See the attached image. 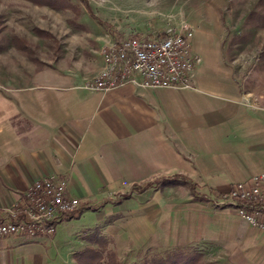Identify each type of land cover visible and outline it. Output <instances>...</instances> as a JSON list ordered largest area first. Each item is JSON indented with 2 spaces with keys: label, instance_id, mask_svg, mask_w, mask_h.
Masks as SVG:
<instances>
[{
  "label": "crops",
  "instance_id": "1",
  "mask_svg": "<svg viewBox=\"0 0 264 264\" xmlns=\"http://www.w3.org/2000/svg\"><path fill=\"white\" fill-rule=\"evenodd\" d=\"M21 39L26 45L0 51V223L13 220L10 212L24 205L34 181L53 176L81 204L101 206L94 228L118 245L130 242L127 228L141 227L128 250L147 245L151 231L164 225L175 228L171 246L204 239L220 244L218 236L234 249L247 244L252 231L235 211L213 210L186 186L151 189L157 181L183 177L204 193L222 195L264 172V105L250 100L223 58L198 64L190 88L127 85L92 92L84 85L102 68L101 48L109 40L99 39L78 60L67 51L44 60ZM148 184L144 192H132ZM130 192L121 204L105 202ZM211 212H227L236 221L211 228ZM112 216L122 218L104 224ZM177 228L187 229L183 241ZM36 241L1 238L0 264H43Z\"/></svg>",
  "mask_w": 264,
  "mask_h": 264
},
{
  "label": "rangeland",
  "instance_id": "2",
  "mask_svg": "<svg viewBox=\"0 0 264 264\" xmlns=\"http://www.w3.org/2000/svg\"><path fill=\"white\" fill-rule=\"evenodd\" d=\"M58 5L61 8L55 10L27 0H0V51L12 45V38L19 37L18 40L28 39L29 46L44 60L51 56L52 59L57 55L61 57L65 51L78 60L79 56H88L87 50L98 47L101 38L118 41L134 36L154 37L168 28L187 22L194 30L192 50L200 58L199 65L202 67L210 61L223 58L232 68L242 89L251 94H248L250 100L254 102V99H260L264 105V0H65L63 5ZM246 181L234 183L227 194L220 196H216L214 191L209 194L205 192L208 201L201 202L208 203V207L215 211H235L237 214L227 202L233 187ZM136 186V189H132L133 193L144 192V185ZM158 187L159 184L155 182L151 189L158 191ZM132 192L129 193L131 196ZM122 195L110 196L105 202L114 204L120 201L121 204L124 201ZM180 196L183 197V194ZM80 206L82 212L79 217L59 220L53 235L29 239H37L33 249L42 255L43 264H75L76 252L96 248L87 241L86 235L99 223L97 211L87 209L88 205L79 201ZM223 206L226 207L221 208ZM227 212H211V228L231 220L236 221L235 217L229 218L225 214ZM110 218L113 222V218L119 219L122 216ZM167 221L161 223L167 224ZM242 221L250 227L252 233L247 244L238 246V249H234L231 244L223 245L224 239L221 236L214 239L222 240L220 244L213 242V239H204L205 243L201 240L193 245L171 246L175 242V228L165 225L162 229L151 231L147 237H151L149 243L136 250H128L126 247L136 238L132 234L142 236L141 227L126 229L124 233L129 235L130 241L127 246L125 243L118 245L102 229L99 232L111 239L107 249L114 253L113 260L121 264L139 262L148 250L162 253L173 247L202 249V264H264V231L250 225L245 219ZM177 230L175 233L179 241L188 237L186 228ZM199 232L197 230L196 234ZM155 242L158 245L154 247Z\"/></svg>",
  "mask_w": 264,
  "mask_h": 264
},
{
  "label": "built area",
  "instance_id": "3",
  "mask_svg": "<svg viewBox=\"0 0 264 264\" xmlns=\"http://www.w3.org/2000/svg\"><path fill=\"white\" fill-rule=\"evenodd\" d=\"M193 28L182 22L154 37H126L101 48L103 66L84 87L108 92L127 85L141 88H190L200 58L192 50ZM24 205L10 212L13 220L0 223V239L53 235L55 224L79 209L67 183L56 177L34 181L24 193ZM229 206L250 225L264 231V173L233 187ZM258 216V217H257Z\"/></svg>",
  "mask_w": 264,
  "mask_h": 264
},
{
  "label": "trees",
  "instance_id": "4",
  "mask_svg": "<svg viewBox=\"0 0 264 264\" xmlns=\"http://www.w3.org/2000/svg\"><path fill=\"white\" fill-rule=\"evenodd\" d=\"M32 4L38 6H46L51 9L59 10L61 7L58 5L60 3L63 5L65 0H27ZM1 32V30H0ZM137 37V36H134ZM13 45L21 46L26 45L24 40H18V38L14 37L11 39ZM159 184L158 188L165 187H174V186H186L193 199L198 201H208V197L205 193H201L202 189L197 184L192 183L191 181L186 180L183 177L172 178V179H163L157 181ZM138 186H134L133 189H136ZM151 187V184H148L142 188L143 191L147 190ZM216 196H220L217 192H213ZM123 199H129L131 194H123ZM120 201H115L114 204L118 205ZM226 207V206H225ZM224 206L221 208H225ZM101 208V206L97 207H87V209H92L93 211H97ZM82 212L81 209H78L76 213L70 214L66 216V219H70L73 217H79V214ZM107 222V221H106ZM112 222V218L108 220L106 224H110ZM101 227L91 229L90 233H87L86 239L91 244L95 245V249L87 248L76 252L74 254L75 264H121L119 261H114V253L110 249L108 250V245L111 243V239L102 235L100 231ZM204 252L202 249L192 248L190 250L182 248V247H173L171 249H166L162 253H154L153 251L148 250L147 254L137 263L134 264H202Z\"/></svg>",
  "mask_w": 264,
  "mask_h": 264
}]
</instances>
